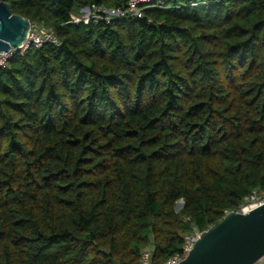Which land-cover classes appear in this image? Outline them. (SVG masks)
<instances>
[{
    "label": "trees",
    "instance_id": "16d2710c",
    "mask_svg": "<svg viewBox=\"0 0 264 264\" xmlns=\"http://www.w3.org/2000/svg\"><path fill=\"white\" fill-rule=\"evenodd\" d=\"M129 1L6 0L61 45L0 69V264H165L264 197V0L71 23Z\"/></svg>",
    "mask_w": 264,
    "mask_h": 264
},
{
    "label": "water",
    "instance_id": "95a60500",
    "mask_svg": "<svg viewBox=\"0 0 264 264\" xmlns=\"http://www.w3.org/2000/svg\"><path fill=\"white\" fill-rule=\"evenodd\" d=\"M31 22L13 14L0 0V53L19 49L29 37ZM264 257V205L247 213H227L223 220L201 234L181 264H255Z\"/></svg>",
    "mask_w": 264,
    "mask_h": 264
},
{
    "label": "built area",
    "instance_id": "2783aa9c",
    "mask_svg": "<svg viewBox=\"0 0 264 264\" xmlns=\"http://www.w3.org/2000/svg\"><path fill=\"white\" fill-rule=\"evenodd\" d=\"M164 0H130L128 4L124 7H103V6H89L80 10L78 14L72 15L73 24H89L93 22H104L110 24L115 20H125V19H143L145 10L158 7L162 5ZM45 45L60 46V41L56 38L54 33L46 28L39 25L31 23V31L29 37L23 42L19 49H13L8 53H0V69L7 66L8 61L18 53H25L31 48L41 49ZM264 205V197H259L254 195L247 199L246 204L242 207L240 211L245 213ZM184 206V202L181 201L178 204L177 210L180 211ZM200 232L194 231L193 234L185 238V243L182 246V250L179 254L173 256L165 264H181L187 259V257L192 252L195 244L201 237ZM140 264H153L152 252L146 250L141 257ZM255 264H264V257L261 258Z\"/></svg>",
    "mask_w": 264,
    "mask_h": 264
}]
</instances>
